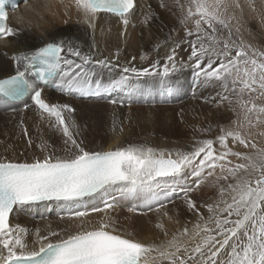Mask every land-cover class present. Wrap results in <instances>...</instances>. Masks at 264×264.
I'll use <instances>...</instances> for the list:
<instances>
[{
  "label": "snow or ice",
  "instance_id": "6c2138e0",
  "mask_svg": "<svg viewBox=\"0 0 264 264\" xmlns=\"http://www.w3.org/2000/svg\"><path fill=\"white\" fill-rule=\"evenodd\" d=\"M70 4L81 22L92 29L93 47L96 21L102 13L118 17L126 28L135 9V0H70ZM174 4L181 13L179 23L185 39L175 43L162 65L157 60L145 68L126 66L118 78L107 82L94 79L89 65H117L107 57L96 59L91 51H82L74 39L49 42L30 53L13 56L15 74L0 78V96L12 101L29 99L31 104L24 103V109L35 108L40 122L58 132L62 140L60 149H55L41 137L38 147L44 155L33 157L31 162L0 157V264H264V146L251 132L264 124V51L245 43L242 36L234 37L233 28L236 34L241 31V0H174ZM260 4L258 9L256 0H247L264 27V0ZM7 17L0 0V37L20 31L6 23ZM181 43L191 49L187 62L176 59ZM66 55L80 63L65 59ZM116 55L118 58L119 49ZM146 56L142 54L141 59ZM185 68L192 69L194 87L218 82L221 92L217 93V103L227 101L235 104L234 112L240 109L231 126H221L216 137L219 148L213 147L212 139H205L191 145V151L143 143L90 150L82 138L75 109L68 103L49 102L42 95L44 89L28 78L29 71L35 70L40 82L65 95L111 97V104L123 105L130 104L134 96L152 95L138 87L134 78L160 76L156 91L167 97L175 89L166 78ZM21 127L27 136L22 120ZM112 127L123 131L116 119ZM257 135L264 136V131ZM229 139L232 145L238 143L250 150H234ZM205 185L218 190L212 203L201 205L207 209L206 217L192 199V194ZM112 193H118L122 200L140 201L130 211L142 206L157 212L165 207L164 200L171 203L173 195L182 194L198 220L171 239L145 243L135 233L116 226L109 215L117 206ZM41 202L57 203L67 218L77 223L74 231L71 225L63 230L69 231L66 237L60 231L40 235L36 229V240L29 245L25 240L29 229L10 224V215ZM92 213L99 215L95 223L90 219ZM164 216L172 219L167 212ZM156 227L168 235L163 222Z\"/></svg>",
  "mask_w": 264,
  "mask_h": 264
},
{
  "label": "bare ground",
  "instance_id": "6f19581e",
  "mask_svg": "<svg viewBox=\"0 0 264 264\" xmlns=\"http://www.w3.org/2000/svg\"><path fill=\"white\" fill-rule=\"evenodd\" d=\"M241 3L244 5L243 16L240 20L241 32L250 40L259 41L264 46V27L256 18V13L248 7L247 0H241ZM66 6L68 8L67 12L65 11ZM256 6L258 9L262 7L260 0H256ZM240 15L239 10H237V16L240 17ZM180 16V10L175 6L174 0H137L130 23L126 28L118 17L103 13L100 15L96 21L95 47H93V31L81 22L75 8L71 6L70 0H64L63 3H60V0H29L28 3H23L10 16V26L19 29V33L0 39V78L15 73L14 55L30 53L42 44L60 39H74L82 46V51H91L94 58L103 59L107 57L112 60L117 65L116 67L88 66L91 72L95 74L94 79H103L105 82L118 78L121 69L126 66H134L138 69L145 68L157 60L160 61V64H163V60L175 45L173 37L177 35L180 28L182 29V25L179 23ZM146 17L147 22L145 23ZM232 23L234 26L236 25L235 20ZM169 35H171V39H169ZM117 49H119L118 58L116 55ZM154 50L157 51L154 53ZM176 53L177 62L181 59L185 62L188 61L185 50ZM142 54H147L145 59H141ZM133 57H135V60L132 59ZM74 60L80 63L78 58L74 57ZM150 61L152 62L150 63ZM178 72V79H187L188 75L193 77L191 68H185ZM181 75L183 76L180 78ZM160 81L161 77L156 75L134 78L133 82L138 87L148 90L152 95L148 98H142L139 95L134 96L130 104L126 102L123 105L111 104L108 97L79 100L74 96L52 93L47 89H44L43 96L49 102L68 103L74 107L75 118L82 128V138L90 150L108 149L109 147H115L116 144L123 146L127 143H143L160 149L184 150L181 145L187 136V132L193 127L184 129L181 126L179 127V123L174 119H168L170 115L167 118L165 117L162 107L157 105V103H164V100H160L154 95L157 92L156 86ZM172 86L175 89L173 95V99H175L177 86ZM193 86L194 81L192 88ZM218 92H221L218 82H212L210 85L201 86L197 89L198 95L202 94V104L200 106L196 105L195 112L199 107H203L209 113V120L211 121L205 128L193 129L197 139L202 138L203 129H206L204 132L215 129L218 119L222 121H228L231 117H235L234 120L238 119L237 113L240 112L237 110L238 107L235 112L229 109L223 112L222 106H217L215 102L219 99L217 97ZM212 97H216V99H210ZM205 98L209 99L206 100ZM245 98L247 99V97ZM135 102L143 104L141 106L143 111H140V109L134 110ZM27 103L31 104L30 102ZM226 104L227 106L230 105L227 101L222 103L224 106ZM114 119L122 124V132L119 128L113 130ZM165 119H168L166 123ZM21 120L23 126L28 130L27 136L22 130ZM38 125L39 131L37 130ZM41 137L48 141L52 148L60 149L61 135L50 130L46 123L40 122L35 108L24 109L20 105L0 102V157H7L14 161L27 159L29 162L33 157H42L44 153L38 147ZM29 139L32 140L31 145L28 144ZM258 144L263 145L264 141L260 140ZM221 183H224V181H221ZM209 191L205 196L207 199H212L210 202L212 203L218 197V190L213 188ZM112 195L116 197L117 206L109 210V215L113 219L116 218L114 220L116 226L121 230L135 233L136 237L145 243H159L162 240L171 239L174 233L182 230L185 226L191 229L198 220V216L194 211L189 209L176 210L175 214H172V219L165 222L167 224L165 228L168 232V235L165 236L156 225L160 219L164 221L167 218L161 214V211L167 210L166 207L158 212L153 210L152 213H147L148 211L136 213L134 212L135 209L132 211L129 209L132 208L133 204L139 205L140 201L122 200L118 193ZM203 197H197V202L201 203V199L203 202ZM43 205L41 209L38 208V211L31 207L19 211L15 210L10 215V224H19L29 229L25 236V240L29 245H32L36 240V235H33L35 232L32 234V230L36 226L40 229V235H46L48 231H51L47 228L48 221L51 220H46L45 215L54 206L52 203ZM56 213L57 211L54 213L56 216H53L52 219L58 221L57 228H54V231H60L61 236L66 237L69 231L63 230L71 225L70 230L74 231L77 221H65V216L62 215L64 218L61 219L57 217ZM203 214L205 217L208 215L207 209ZM36 218L40 220L36 221ZM98 218L99 215L96 213H92L90 216L93 223ZM175 218L179 220L178 224L175 222ZM57 238L53 237L52 239ZM184 239L187 240V238ZM188 242L194 246V242Z\"/></svg>",
  "mask_w": 264,
  "mask_h": 264
},
{
  "label": "rangeland",
  "instance_id": "374dc122",
  "mask_svg": "<svg viewBox=\"0 0 264 264\" xmlns=\"http://www.w3.org/2000/svg\"><path fill=\"white\" fill-rule=\"evenodd\" d=\"M232 25L234 26L233 23H232ZM189 27H191V25H189ZM233 31H234V37L236 35L242 36V38L245 41V43L251 44L254 48H258L259 50L264 51V46L259 41L258 42L255 41L254 42V40H250L248 37L244 36L241 31H240L239 34H236L234 28H233ZM224 35L226 36L227 33L225 32ZM184 39H185V30H184V27L182 26V29L180 28V31L177 33V35L175 37H173V40H174V43H176L178 41H183ZM255 44H256L257 47L255 46ZM183 50H185V52L187 53V56L189 57L191 49L188 47V45L186 43H181L180 47L176 49V52L183 51ZM156 51L157 50H154V53ZM176 55H177V53H176ZM67 59L68 60H74V56L69 55V56H67ZM151 62L152 61H150V63ZM164 62H165V59L163 60V63ZM76 63H79V62L76 61ZM152 64H153V62H152ZM178 75H179V72L177 71L175 73L170 74L166 78V81H167L168 84H172L174 86H177V92H176L177 96L174 97V98H176V100L173 99L174 100L173 103H171V102L170 103L167 102L166 104L165 103H157V105L162 107V110H163V113L165 114V117L167 118L168 115H170V118H168V119H174L175 121H177L179 123V127L181 126L184 129L189 128V127H193L192 129H190L187 132V136H186V138H184V142L181 145L182 147H184V151H189V150L191 151L192 150L191 145L195 144L197 141L205 140V139H212L214 141L213 147L214 148H219V145L216 142V137H218L221 134V126H231V122H232V120L235 119V117L229 118L228 121H222V120L218 119L217 127L215 129H212L209 132H204V129H203L202 130L203 131L202 138L197 139L195 134H194L195 132H194L193 129L194 128L198 129L199 127L205 128L211 122L209 120V113L203 107H199L198 110L195 112V109L197 107L196 105L200 106L202 104V100H201L202 94L198 95V93H197L198 87H197V89L194 86L192 88L194 77H190L188 75L187 79H178ZM182 76L183 75H181L180 78ZM169 82H171V83H169ZM201 90L204 91L203 89H201ZM217 101L215 103L217 104V106H220V105L222 106L221 109H224L223 112H226L225 110H227V109H229L230 111H233V108L235 107V104H230L228 106L226 104V106H224V105H222V103L218 104ZM258 102H260V101H258ZM193 104H195V105H193ZM142 105H143L142 103L135 102L134 103V107H135L134 110L140 109V111H143V108H141ZM237 110H238V112L240 111L239 108ZM168 119H165V123L167 122ZM239 119L242 120V116L239 117ZM259 131H264V124L260 125L258 128L251 129V132L253 133V137L252 138L257 143L260 140L264 141V136L257 135V133H259ZM26 139H28V138L26 137ZM175 146H177V145H175ZM229 146L234 147V150H236V151H242L243 152V151H249L250 150V149H245L242 145H240L238 143L235 144V145H232L231 139H229ZM261 146H264V144L261 145ZM230 159H232L234 161L236 160L235 157H230ZM208 187L209 186L201 187L199 190H197L198 191L197 193L192 194V199H194L196 201L197 207L200 209L201 213H204L205 210H206V208L202 207L201 205L202 204H206V203H210L211 200H212V199H207V197L205 195H206L207 192H210L209 190H211V189H213L215 187H209V188ZM202 196H204L203 197V202H202V199H201L200 200L201 203H198L197 202V197H202ZM170 199L172 201L171 203L168 202V200H164L163 201V203L165 204V207H166L167 210L166 211H161L162 215H164V212H167L168 215L172 217L173 216L172 214H175L176 210H188L189 209L187 204L185 203L184 199L182 198V194H175ZM155 207L156 206L154 205L153 209H155ZM162 210H163V208H162ZM56 211L53 212L52 216H56L54 214ZM134 212H136V213H141V212H147V213L150 212V213H152L153 210L149 211L147 208H145L143 211H139L136 208L134 210ZM56 214H57L58 218H61L62 215L64 216L65 213L57 211ZM164 217H167V216H164ZM164 217L162 216V218H164ZM39 220L40 219H37L36 221H39ZM114 220H116V218H114ZM166 220H168V217L164 221L162 219H160L158 222H163L164 225L167 226V224H165ZM175 222L178 224L179 220L178 219L176 220V218H175ZM122 223H123V221L121 222V224ZM57 224H58V221L49 222L47 228L49 230H51V231H54V228H57ZM128 224H130V223L128 222ZM35 228L32 230V234L35 232ZM36 229H38V228H36ZM33 235H35V233Z\"/></svg>",
  "mask_w": 264,
  "mask_h": 264
}]
</instances>
